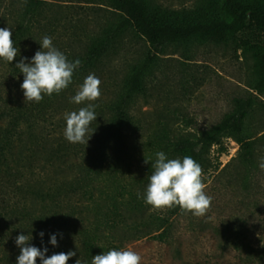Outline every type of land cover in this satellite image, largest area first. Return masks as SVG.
<instances>
[{
  "label": "trees",
  "instance_id": "1",
  "mask_svg": "<svg viewBox=\"0 0 264 264\" xmlns=\"http://www.w3.org/2000/svg\"><path fill=\"white\" fill-rule=\"evenodd\" d=\"M26 1L28 15L35 17L46 0ZM107 1L119 18L92 41L83 55L73 59L81 61L73 78L94 69L119 36L130 28H136L156 50L177 43L228 41L252 25L264 35V7L253 2L224 0V10L231 22L213 20L172 25L152 23L146 17V0ZM31 28L22 24L12 37L19 49L14 62L26 54ZM155 65L152 55L132 67L109 117L99 119L96 126L100 133L94 143L78 152L63 143L41 147L44 141L35 131V120L18 97H6L8 86L0 74V264H16L20 249L15 239L20 234H31L29 244L41 249L47 247L49 256L75 251L68 264H76L78 259L81 264H91L92 257L98 254L122 249L127 243L158 232L155 238L168 242L174 237L177 219L188 217V213H182L179 207L168 209L164 215L150 213L151 206L144 202L148 176L153 171L151 164L159 151L170 159L191 156L207 171L213 167V147H218L222 154L225 139L233 137L240 144L234 161L240 168L236 175L241 178L245 192L249 195L255 186L260 187L258 177L262 169L257 135L251 123L254 109L251 99L235 101L233 109L210 126L196 123L195 138L178 134L167 125L163 144H155L158 136L152 127L145 146L131 140L132 106L145 92L147 78ZM251 88L264 91V56ZM260 138L264 140V135ZM145 158L149 160L147 164ZM78 166L80 173L76 174L73 168ZM8 190L15 193V200H5L2 193ZM188 220L193 238L205 235L202 224ZM40 232L44 233L43 237ZM216 233L221 243H247L249 236L245 226L227 231L218 228ZM53 234L57 236V246L50 243ZM37 264H41L39 259Z\"/></svg>",
  "mask_w": 264,
  "mask_h": 264
},
{
  "label": "rangeland",
  "instance_id": "2",
  "mask_svg": "<svg viewBox=\"0 0 264 264\" xmlns=\"http://www.w3.org/2000/svg\"><path fill=\"white\" fill-rule=\"evenodd\" d=\"M243 1L264 7V0ZM27 5L26 0H0V28L10 27L13 37L22 24L32 27L29 33L32 36L27 38L23 55L27 58L25 63L41 50L40 42L45 35L70 62H74L76 56L83 55L92 41L119 18L107 0H46L35 17L28 15ZM146 17L155 24L231 22L224 10V0H146ZM152 55H155L156 65L147 78L145 92L137 97L131 110L134 122L129 128L131 140L145 146L152 127L158 136L155 144H163L169 129L167 125L178 134L195 138L197 133L193 127L196 123L210 126L227 115L237 101L251 99L257 154L260 165L264 163V140H260L264 135V91L251 88L264 56V35L253 25L228 41L177 43L161 50H156L136 28H130L119 36L94 69L73 78L61 93L51 97L45 95L40 103H25L20 87L23 74L15 69L20 61L9 64L1 59L0 74L8 86L6 97H18L35 120V131L44 141L41 147L63 143L78 152L94 143L100 133L96 125L99 119L109 117L132 67ZM89 74H95L101 81V96L92 102L97 115L90 125L94 132L87 145L73 144L63 135L64 114L87 106V102L77 105L70 101ZM224 147L222 154L218 147H213V167L204 171L205 191L213 198L204 217L191 213L188 217L180 216L175 223L174 237L168 242L155 238L158 232L124 245L123 248L131 247L140 253L142 264H264V170L258 177L260 187L255 186L248 195L241 178L236 175L240 168L234 158L238 156L240 144L231 137L225 139ZM42 163L41 160L39 164ZM73 171L79 174V166ZM2 194L6 195V201L15 200L11 190ZM167 211L151 209L150 213L164 215ZM188 219L199 226L202 224L205 235L193 238ZM241 226L249 233L247 243H221L216 233L218 228L227 231Z\"/></svg>",
  "mask_w": 264,
  "mask_h": 264
},
{
  "label": "clouds",
  "instance_id": "3",
  "mask_svg": "<svg viewBox=\"0 0 264 264\" xmlns=\"http://www.w3.org/2000/svg\"><path fill=\"white\" fill-rule=\"evenodd\" d=\"M9 28H0V59L11 63L19 54V49L12 38ZM41 50L35 52L29 63L23 58L16 64V68L23 74L20 87L23 91L25 103H40L44 96L51 97L67 89L72 83L74 71L81 65L79 59L70 62L66 55L53 46L52 39L45 35L40 42ZM101 81L95 74H89L80 85L76 94L71 97L74 104L80 105L87 102V106L80 107L77 111L66 112L64 119L66 127L63 135L73 144H88L94 130L90 125L96 121V105L101 96ZM155 161L151 164L153 169L148 176V184L143 195L144 202L152 210H165L179 207L182 213H191L196 217H204L212 205V197L205 189L204 170L191 156L183 158H168L163 151L155 153ZM146 164L149 162L145 158ZM264 170V163L260 165ZM141 198L140 193H137ZM41 237L44 236L40 232ZM31 234H20L15 239L16 246L20 249L16 264H68L70 258L76 255L75 251L53 253L46 255L47 247L43 249L30 245ZM50 243L57 246V236L53 234ZM143 257L131 247L111 249L103 254L92 257L91 264H142ZM76 264H81L80 260Z\"/></svg>",
  "mask_w": 264,
  "mask_h": 264
}]
</instances>
